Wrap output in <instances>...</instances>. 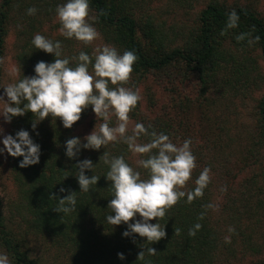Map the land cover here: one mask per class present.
<instances>
[{"label": "trees", "instance_id": "1", "mask_svg": "<svg viewBox=\"0 0 264 264\" xmlns=\"http://www.w3.org/2000/svg\"><path fill=\"white\" fill-rule=\"evenodd\" d=\"M35 1L1 0L2 60L5 57L6 38L9 34V24L13 19V11L17 10L19 14L27 13V9L31 8ZM127 3V0H90L89 10L94 13V24L107 44L117 48L121 54L126 50L135 52L138 59L133 65L132 75L136 78L149 73H161L163 76L177 78L182 76L184 79L195 76L199 81V92L204 101L217 75L231 62L236 59L245 62L243 71H240V68L235 71L242 74L245 70L247 72L248 64L252 66L257 64L250 55L253 53L250 52L251 49L260 50L264 59V15L251 7L229 6L220 1L209 3L198 14L196 27L190 32L184 45L173 47L168 45L169 34L164 28L151 17L147 19L136 17L127 9ZM46 4L48 8H55L48 1ZM39 7L37 2L38 10ZM232 10L239 14L238 27L227 29L222 35V30L226 29L228 14ZM34 23H36L34 18L29 20V24ZM242 33L246 34L245 38L238 41L236 37ZM249 40L252 41L251 44ZM31 41L32 39L24 44L22 52L17 54L21 71L18 81L23 76H34V68L38 62L52 63L55 60L54 55L35 49ZM60 41L62 58H71L65 55L69 41L65 44L63 38H60ZM89 56L94 63L95 57ZM70 66H75V62ZM92 71L90 64L89 72ZM2 74L3 62L0 63V86ZM184 110L190 115L193 111L188 108ZM257 110L255 141L260 149H264V96ZM92 111L91 107L87 108L82 113L81 120L71 129L64 128L61 120H52L49 117L41 122L37 121L39 123L33 130L34 114L31 112L12 119V136L15 137L20 130L29 131L34 142L41 146V156L38 165L27 168L19 167L23 157L11 156L19 203L9 211L10 216L7 215L0 196V248L9 256L11 264H45L33 254L28 240L31 234L57 241L68 255L66 264H222L239 253L264 254V244L258 239L260 227H257L263 218V202L251 205L247 198L252 201V197L246 196L247 194H244L246 196L244 201L239 202L235 193L229 192L232 178L241 168L233 169L236 161L233 160L231 152L227 151L229 146L224 139L220 135L213 138L210 136V128L206 125L210 111L204 109L201 113L204 124L202 123V128L198 130L194 124L191 125V121L189 123L188 120L168 115L166 111L152 119H140L138 113L133 115L137 123H142L149 133L141 135L139 138L141 143L145 141L148 143L151 140L150 133L153 131L167 134L171 142L177 146L191 138L196 168L181 190L187 192L194 189L195 180L200 172L206 167L211 169L210 183L204 189L203 196L194 199L192 203H187V197H184L167 210L165 217L160 219L161 227H165L166 237L146 246L155 248V255L146 253L144 258L139 260V253L144 250L141 245L145 243V238L139 237L138 234H135V239L126 238L123 233L127 230V224L114 226L106 222V216L112 214L108 205L113 193L110 188L111 182L105 177L109 167L101 157L104 151L109 154V158L123 156L131 167L141 173V179L149 178L148 171L141 165L134 164L128 146L120 139L110 142L99 151L81 149L75 159H69L65 154V142L68 139L78 137L85 142L83 137L75 134V131L90 117ZM140 156L141 159L147 158V154ZM85 159L91 160L94 164L92 171H86V175L89 177L96 175L99 181L91 186L89 192L79 193L80 186L75 177L78 175V169L75 166ZM219 178L226 187V190H223L229 194L226 195L219 215L215 216L214 209H205L204 205L214 204L215 193L212 189L217 188ZM61 188L66 191L61 192ZM71 192L77 193L76 211L69 215L57 213L55 208L58 201L51 196L64 197ZM245 201L246 205L243 204ZM201 213H205L203 219H199ZM135 220L137 218L131 223ZM157 222L158 220L151 221L153 224ZM251 222L257 225L252 227ZM196 223H200L202 227L193 237L189 235V229ZM229 227L235 229L234 233H229ZM175 229L179 230L177 234ZM226 236L230 237V243L225 242ZM118 253L124 254L123 261L119 259Z\"/></svg>", "mask_w": 264, "mask_h": 264}, {"label": "clouds", "instance_id": "2", "mask_svg": "<svg viewBox=\"0 0 264 264\" xmlns=\"http://www.w3.org/2000/svg\"><path fill=\"white\" fill-rule=\"evenodd\" d=\"M90 0H65L58 5L56 16L60 23L59 31L67 39H75L85 45L91 44L98 32L91 23L95 19L89 15ZM35 7L27 9L28 15L37 13ZM239 14L232 10L228 14L225 34L227 29L238 27ZM246 34H240L236 38L243 40ZM259 39L258 37L256 38ZM252 41L249 40V44ZM31 44L35 49L52 54L54 62L40 61L35 65V75L23 76L18 82L9 84L3 89L7 96V102L3 97L5 107L0 116L5 122L11 123L14 117L24 116L31 112L34 114L33 130L37 124L46 118L61 120L63 127L71 129L81 120L82 113L89 107L96 114L98 121L91 134L80 138L73 137L65 142L66 156L75 159L81 149L96 150L105 148L110 142L122 140L130 152L144 155L147 158L139 160V164L148 171V179H141V173L131 167L123 156L109 158L104 151L103 162L109 170L105 177L111 182L113 198L110 199L108 209L110 215L106 216V222L119 226L127 224V230L123 236L135 239V234L145 238L141 245L143 251L139 253V260L145 254L155 255L153 245L166 237L165 227L162 228L160 219L164 218L166 211L176 205L178 201L187 197V203L202 197L204 189L210 183V168H204L195 180L196 187L190 191L181 190L190 180L193 169L196 168V157L191 150L192 140L186 139L179 146L171 142L170 137L164 133L151 132V140L148 143H139L141 135H148V131L142 123H136L132 134H127L130 122L129 113L136 107L141 99L139 90L123 86L133 72V65L138 57L134 51L126 50L122 54L114 46L104 45L102 49H96L94 63L86 52H80L78 56L62 58L61 41H53L37 33L34 34ZM3 60L0 58V63ZM75 62V66H70ZM93 72H89V65ZM115 117L116 126H110V120ZM39 121V122H37ZM0 133L3 128L0 127ZM3 147H0V155L7 153L12 157H23L19 163L20 168L38 165L40 163L41 146L34 142L29 131L20 130L15 137L6 135L2 139ZM101 160V159H100ZM94 164L91 160L79 161L75 166L78 175L75 177L80 186L79 193H87L92 185H96L99 178L96 175H86V171H92ZM226 190V189H225ZM65 192L64 188L60 189ZM58 201L55 211L59 214L69 215L76 211L77 193L71 192L64 197L52 195ZM205 209H214V204L204 205ZM139 214L142 219L131 221ZM201 213L199 219L204 218ZM158 220L153 224L151 221ZM202 225L196 223L189 229V235L195 236ZM175 229V234L178 233ZM229 233L235 229L229 227ZM225 242L230 243V237H225ZM120 260H124L123 253H118ZM0 264H11L6 253H0Z\"/></svg>", "mask_w": 264, "mask_h": 264}, {"label": "rangeland", "instance_id": "3", "mask_svg": "<svg viewBox=\"0 0 264 264\" xmlns=\"http://www.w3.org/2000/svg\"><path fill=\"white\" fill-rule=\"evenodd\" d=\"M47 1L54 5L55 8H48ZM127 1V9L136 17H141L142 19L151 17L160 27L164 28L169 34V36L167 35L168 45L173 47L184 45L190 32L196 27L198 14L213 1H220L229 6L251 7L264 15V0ZM37 2L41 12L37 8ZM63 3H65V0H36L31 4V8L35 7L38 11L31 16L27 13L19 14L17 10L13 11V19L9 24V34L6 38V52L3 60V74L0 86V97H3L5 102H7L8 98L4 94L5 90L3 88L18 82L20 77L21 71L17 61V54L22 52V46L30 42L34 34L39 33L51 40L58 39L60 41V38H63L64 44L69 41L71 47L69 48L68 43L65 55L70 57L82 51L95 57L96 49H102L104 45H109L96 24H94V19L91 20V23L96 28L98 37L91 44L85 45L75 39L63 37L59 31L60 23L56 16L57 6ZM89 15L94 17V13L91 10H89ZM32 18L35 19L36 23L29 24V20ZM250 52H253L250 55L257 61V64L253 66L248 64L247 72L245 70L241 74V72L235 71H238L239 68L240 71H243L245 62L237 59L231 62L228 67H225L217 75L215 83L212 84L204 101L199 92V81L195 76L184 79L182 76L177 78L174 76L169 77L168 75L163 76L161 73H149L141 78H136L131 74L130 80L123 86L134 91L138 89L141 99L129 113L130 122L127 134H132L137 123L133 115L137 113L140 119H152L166 111L168 115L188 120L189 123L191 121V125L194 124L195 129L198 130L202 128L201 124L204 121L201 113L204 112V109H209L210 117L206 125L210 128V136L213 138V136L220 135L224 139L229 146L227 151L231 152L233 160L236 161L233 169L238 170L241 168L235 172L236 175L232 178L229 192L233 191L239 202H243L244 197L251 196L252 201L249 197L247 198L251 205H256L262 201L264 206V149H260L255 141L258 125L257 109L264 96V59L260 50L251 49ZM4 101L0 100V116L3 115ZM185 103L186 106H184ZM187 108L193 110L191 115L187 110H184ZM102 122V120L98 121L96 114L92 111L90 117L77 127L75 134L84 138L92 133L96 125ZM12 123L13 121L7 123L0 117V127L3 128V133H0V147H3V137L12 135ZM117 123L116 118L112 117L110 126H116ZM138 142L141 143L139 140ZM145 143L147 142L145 141ZM131 159L136 166L140 165V154L131 152ZM219 179L217 180V188L212 189L213 193H215V216L219 215L226 195L229 194V192L227 193L223 190L226 187L223 186L222 179ZM18 193L17 185L13 179L12 159L10 155L5 153L0 155V196L8 216H10L9 211L13 210L14 205L19 203ZM244 194L247 195L244 196ZM246 201L243 203L244 205H246ZM262 212L263 218L260 224L257 225V223L253 224L252 222L251 224L252 227L256 225L260 227L258 239L264 244V210ZM135 218L142 219L139 214ZM25 226L23 229H25ZM28 240L33 249V254L43 260L45 264H66L68 255L65 250L60 248L57 241L34 234H31ZM0 253H4L1 248ZM229 259L222 264H264V254L246 253L243 255L239 253Z\"/></svg>", "mask_w": 264, "mask_h": 264}]
</instances>
